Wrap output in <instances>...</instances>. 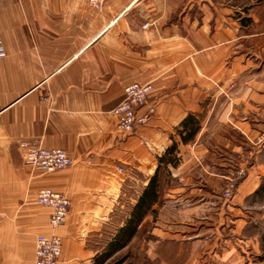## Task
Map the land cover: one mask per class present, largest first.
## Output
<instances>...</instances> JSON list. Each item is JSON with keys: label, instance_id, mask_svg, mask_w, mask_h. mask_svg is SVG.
<instances>
[{"label": "crops", "instance_id": "1", "mask_svg": "<svg viewBox=\"0 0 264 264\" xmlns=\"http://www.w3.org/2000/svg\"><path fill=\"white\" fill-rule=\"evenodd\" d=\"M231 1L105 0L98 12L87 0H0V264H33L37 235L49 234L61 238L57 264H256L264 24ZM147 82L154 114L118 134L123 88ZM23 143L63 149L73 165L41 174ZM242 153L247 174L223 200ZM154 176L157 201L103 260ZM41 189L70 202L55 230Z\"/></svg>", "mask_w": 264, "mask_h": 264}, {"label": "built area", "instance_id": "2", "mask_svg": "<svg viewBox=\"0 0 264 264\" xmlns=\"http://www.w3.org/2000/svg\"><path fill=\"white\" fill-rule=\"evenodd\" d=\"M105 0H87V3L94 10L100 12L104 6ZM6 51L3 46L2 36L0 35V59L5 57ZM123 97L118 106L113 110L117 118L115 132L122 136L132 134L133 130L139 125H145L154 114L155 106L150 102L153 92L151 83L146 84L131 83L125 86ZM145 108L144 114H139L140 109ZM25 150L24 163L41 174L49 172L62 171L73 165V160L63 149H43L35 144L23 143ZM233 166V161H231ZM247 162L240 159L233 168L230 176L225 177L227 185L223 192V200L231 197L237 183L246 176ZM124 169L120 167L118 173ZM36 203L42 207L51 210L48 219V227L55 230L65 223V218L70 211V202L62 194L54 192L51 189H41L37 191ZM61 238L55 234L49 236L37 235L35 240V256L33 264H57L62 250Z\"/></svg>", "mask_w": 264, "mask_h": 264}, {"label": "trees", "instance_id": "3", "mask_svg": "<svg viewBox=\"0 0 264 264\" xmlns=\"http://www.w3.org/2000/svg\"><path fill=\"white\" fill-rule=\"evenodd\" d=\"M182 127L185 129H189L191 137L197 130L194 128L192 120H188L182 123ZM193 133V134H192ZM186 140V139H185ZM144 191L138 198L135 203V206L132 209L131 216L127 225H125L121 232L115 237L112 245L111 251L108 252L107 255L103 256V260L107 259L111 254H115L119 250L122 249L136 234V228L143 220L142 218L147 214L152 205L157 201L158 197V184L156 183V176L152 177L148 183V185L143 189ZM264 192V180L260 185V188L257 190V194H261ZM261 255L258 257L260 261H264V235L261 237Z\"/></svg>", "mask_w": 264, "mask_h": 264}, {"label": "rangeland", "instance_id": "4", "mask_svg": "<svg viewBox=\"0 0 264 264\" xmlns=\"http://www.w3.org/2000/svg\"><path fill=\"white\" fill-rule=\"evenodd\" d=\"M227 1V0H226ZM231 5H233L234 6V8H235V10H237V11H239V12H241V13H252L253 15H256L258 18H260L261 20H262V22H263V24H264V0H233V1H231ZM259 139H262V137L261 138H259ZM245 156H247V155H245V154H239V155H235V157H233V158H230L229 159V162H228V165H227V168H226V170H225V172H226V174H224V178L225 177H228V176H230L232 173H234L233 172V168L232 167H234L235 166V163H237L240 159H243L244 161H246L247 162V167H248V165H249V158H247V157H245ZM231 161H233V166H232V163H231ZM247 167H246V171H247ZM245 171V172H246ZM247 174V173H246ZM245 178V177H244ZM243 178V179H244ZM242 179V180H243ZM242 180H240L239 182H241ZM239 182L237 183V184H239ZM226 185H227V182H226V180H225V184H224V188H223V190L225 189V188H227L226 187ZM236 189V188H235ZM234 191V190H233ZM233 191H232V194H233ZM223 192V191H222ZM232 194H231V196H232ZM231 198V197H230ZM228 200V199H227ZM256 200H258V203H260V204H262L263 202H264V192L263 193H261V194H259L258 196H257V199ZM264 210V209H263ZM260 256V255H259ZM259 256H257V257H253V260H252V262L254 261L256 264H264V261H260L259 260ZM119 256H115V260L118 258Z\"/></svg>", "mask_w": 264, "mask_h": 264}]
</instances>
